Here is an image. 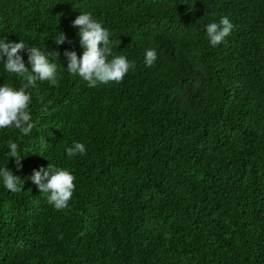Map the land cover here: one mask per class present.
I'll list each match as a JSON object with an SVG mask.
<instances>
[{
	"label": "trees",
	"instance_id": "obj_1",
	"mask_svg": "<svg viewBox=\"0 0 264 264\" xmlns=\"http://www.w3.org/2000/svg\"><path fill=\"white\" fill-rule=\"evenodd\" d=\"M80 12L135 62L122 81L67 70ZM223 17L234 27L212 47ZM6 37L49 53L58 84L28 89L31 134L0 129V168L23 185L0 177V264H264V0H0ZM23 83L0 60V86ZM49 164L76 178L63 210L31 179Z\"/></svg>",
	"mask_w": 264,
	"mask_h": 264
},
{
	"label": "clouds",
	"instance_id": "obj_2",
	"mask_svg": "<svg viewBox=\"0 0 264 264\" xmlns=\"http://www.w3.org/2000/svg\"><path fill=\"white\" fill-rule=\"evenodd\" d=\"M73 26L79 28V42L84 48L81 57L78 58L75 51H65L67 57V70L72 74H78L89 87L98 84H106L110 81L120 82L125 75L135 68V62L129 61L124 55H112L110 45V31L102 26V23L94 19L90 12H80L73 21ZM234 25L223 17L219 23L212 22L206 27L207 36L212 47L218 46L231 34ZM57 44L64 43L66 36L61 32ZM102 45V47H101ZM28 52L30 68L26 66L21 52ZM49 53L41 51L38 47H26L25 43L11 42L8 38L0 39V60L4 62L5 71L15 74L24 83L20 88H14L8 84L0 86V129L16 128L23 135L32 133L35 127L32 121L29 106L32 102L29 88L36 87L37 81H49L52 85L58 84L56 63L49 60ZM59 55V53H55ZM6 57V59H4ZM109 57H112L109 59ZM157 60L155 49H148L145 55V64L152 67ZM8 156L15 158V164L21 167V152L19 146L13 141H8ZM86 152L85 145L80 142L66 148L68 157ZM0 177L3 185L12 192H18L23 185H18L19 177L13 175L7 166L0 168ZM31 179L37 184L40 192L47 193V199L56 210L68 207L75 190V176L67 168H54L51 164L48 169L41 168L34 171Z\"/></svg>",
	"mask_w": 264,
	"mask_h": 264
}]
</instances>
